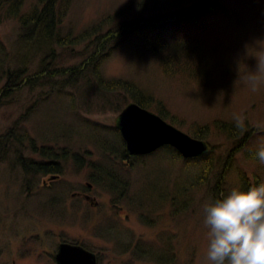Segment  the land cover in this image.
<instances>
[{"label":"rangeland","instance_id":"rangeland-1","mask_svg":"<svg viewBox=\"0 0 264 264\" xmlns=\"http://www.w3.org/2000/svg\"><path fill=\"white\" fill-rule=\"evenodd\" d=\"M133 1L71 0L56 26L61 35H67L61 44L51 27H28L22 32L17 20L0 19V89L7 83L8 69L27 67L33 74L41 63L46 67L36 80L40 85L21 84L6 95L0 94V136L17 123V131L25 140V154L35 161L45 158L30 150L31 139L38 148L51 146L55 152L68 149L63 157L51 152L54 159L58 156L59 178L50 188L56 196L43 185L37 188L45 176L38 175L29 182L15 155L0 159V264H52L49 258L64 240L95 251L99 264H209L204 208L216 200L211 190L215 167H211L207 182L200 185L195 181L199 170L186 169L182 159L170 157L165 150L144 158L143 164L133 169L107 162L96 141L108 140L120 146L119 139L97 137L102 129L107 131L115 125L120 111L132 100L130 95L119 88L111 89L115 94L93 90L86 83L69 86L63 73L52 74L51 80L59 85L64 82L61 89L46 83L47 71L58 73L75 66L87 53L86 42L69 44V35L80 34L108 17L114 19L100 26L104 31L116 27L117 22L143 16L129 5ZM36 2L25 0L22 12L31 10ZM150 32L152 37L162 34L170 39L181 34L205 38L212 50L213 67L206 88L185 74H165L159 58L145 46L142 33L125 38L103 60V78L134 83L150 99V110L157 113V109H164V119L187 133L199 126L211 128L205 140L214 149L213 161L218 168L225 164L235 142L216 132L213 122H235L234 117H245L247 129H256L244 144L251 156L244 151L234 154L225 187L242 188L240 172L245 173L250 187L257 179V185L264 183V164L255 155L264 147V83L254 92L244 80L264 58V0H221L215 9L194 20ZM53 48V56L46 55ZM120 100L124 102L118 103ZM240 133H245L244 129ZM73 152L82 156L78 162L72 159ZM91 161L115 167L119 172V177H113L115 191L104 185L103 178L97 183L90 178ZM123 180L128 181L126 187ZM88 182L99 201L96 207L74 195ZM116 227L118 237L107 233ZM122 242L131 247L139 243L141 247L137 245L131 255L122 252Z\"/></svg>","mask_w":264,"mask_h":264},{"label":"trees","instance_id":"trees-1","mask_svg":"<svg viewBox=\"0 0 264 264\" xmlns=\"http://www.w3.org/2000/svg\"><path fill=\"white\" fill-rule=\"evenodd\" d=\"M71 0H38L31 10L22 12V7L25 3V0H0V19L12 18L19 22L22 32L28 27L37 29L38 27L47 30L48 27H51L52 30L57 32V42L61 44L64 39L60 36L59 29L57 25L62 20V15L65 13L68 4L70 5ZM221 0H134L129 4L138 16L134 20L120 23H115L116 27H110V29L104 31L100 26L107 21L113 20L114 17H108L101 24L94 25L88 30L83 31L77 35H69L68 43H73L72 45L80 44L81 42H86L85 49L87 53H83V60L71 67L65 69H60L58 73L55 71H47L48 81L52 87L56 86L58 89H61L68 82L69 86H81L86 83V86L92 88L93 90H100L101 92L114 93L111 91L113 88L122 89L125 93L129 94L131 99L138 102L144 107L151 108L150 99L145 98V93L142 90L138 89L134 83L123 80V79H104L101 71L102 62L105 58L110 56L116 48H118L125 38L135 33H142L143 41L145 46L150 49L157 58H159V64L162 65L163 72L167 75L174 76L176 74H185L190 80H193L199 87L206 88L211 79L212 71V50L207 47V41L203 37L199 36H189L187 34H181L173 38H166L162 34H158L155 37L151 36V32L154 28H164L166 26L175 25L177 23L191 21L197 17L204 15L213 9H215ZM16 8L14 13L8 12L9 9ZM59 8V10L57 9ZM56 9L59 11V16H56ZM153 15L149 13H153ZM146 14V15H145ZM120 18V17H119ZM108 24L110 22H107ZM113 24V23H112ZM111 24V25H112ZM22 36V35H21ZM53 49L51 52H48L46 55L53 56ZM52 59V58H51ZM45 60V59H44ZM42 60V62L44 61ZM41 67L38 72L29 74L27 67H19L15 69H8L7 73V83L0 89V94L6 95L8 91L19 88L21 84H30L34 86L36 80L42 76L40 72L46 67ZM63 73L65 76V81L59 85L57 81L52 82L54 78L52 74L58 75ZM40 85L37 83L36 86ZM32 86V87H33ZM127 88L128 90H125ZM55 89V88H54ZM123 103V100H120V103ZM35 103V102H34ZM162 117L167 119V115L164 114V109H157ZM17 123L13 127L9 128L4 134L0 136V159H9L10 156L15 155L16 162L21 164L25 168L26 172L31 171L29 174L32 177H35L38 173L45 174L49 172L50 163L48 161H35L32 157H29L25 154V149H23V142L25 141L17 131ZM216 128V132L226 136L229 140H234L235 145L229 150L225 164L218 168L215 165V158L211 147V150L202 157L193 158V159H182L181 156L171 147L166 146L162 150L169 151L171 153L170 157L179 159L184 162L185 168L189 170H199L197 175H195V181L200 185H204L211 174V167L214 166L216 171H214L213 176H215L213 187L211 190L214 191L213 196L217 199L226 195L230 190L229 187H225L226 184V173L231 164L234 154L239 151H244L247 155L249 150L244 145L246 139L249 138L250 134H254L256 129L246 127L244 124L245 133L241 134L240 129L236 127V122L220 121L215 120L213 122V128ZM107 131L101 130L100 137L97 139H102L107 136H115L119 139L120 146H116L108 140H102L96 144L99 145L100 150L104 153L103 157L108 158L109 160L118 158L119 160H124L125 145L121 138L119 131L115 127H108ZM211 128L208 126H199L189 130V133L197 138L205 139L211 132ZM106 133V134H105ZM108 133V134H107ZM98 136V135H97ZM244 146V147H243ZM28 147L33 153H39L45 159H54L52 153H55L58 156H65L68 154V149H61L60 152H55L54 149L50 146L37 147L33 139L28 143ZM108 151V152H107ZM52 152V153H51ZM105 152H107L105 154ZM115 154L116 157H112V154ZM122 153L121 155L119 154ZM78 152H73L71 155L72 159L75 162H78L81 155ZM56 156L55 159L58 158ZM124 156V157H123ZM251 156V155H250ZM13 157V156H12ZM139 157H132L131 162L126 163L129 167H135L138 163L136 162ZM230 162V163H229ZM214 163V164H213ZM122 166L124 164H121ZM88 168L91 170L90 178L96 183L100 182L103 178L106 183L104 185L109 187L111 190L115 191V184L113 183V177L115 176L114 172L111 171L107 166L101 165L91 161L88 164ZM99 171L101 174H98ZM239 182L242 185L241 190H247L250 187L249 180L247 179L244 172L238 174ZM102 184V183H101ZM254 184V183H253ZM258 184V179L255 182V185ZM123 188V187H122Z\"/></svg>","mask_w":264,"mask_h":264},{"label":"clouds","instance_id":"clouds-1","mask_svg":"<svg viewBox=\"0 0 264 264\" xmlns=\"http://www.w3.org/2000/svg\"><path fill=\"white\" fill-rule=\"evenodd\" d=\"M244 80L252 91H257L264 83V58ZM234 119L236 127L243 130L245 117ZM255 155L264 164V147ZM204 213L209 264H264V183L247 190L233 188L205 206Z\"/></svg>","mask_w":264,"mask_h":264},{"label":"water","instance_id":"water-1","mask_svg":"<svg viewBox=\"0 0 264 264\" xmlns=\"http://www.w3.org/2000/svg\"><path fill=\"white\" fill-rule=\"evenodd\" d=\"M117 126L123 136L128 154H150L170 145L184 158L204 155L209 144L168 123L158 114L136 102L129 103L119 114ZM93 200L94 197L87 196ZM58 264H97L96 255L81 245L62 243L57 253Z\"/></svg>","mask_w":264,"mask_h":264},{"label":"flooded vegetation","instance_id":"flooded-vegetation-1","mask_svg":"<svg viewBox=\"0 0 264 264\" xmlns=\"http://www.w3.org/2000/svg\"><path fill=\"white\" fill-rule=\"evenodd\" d=\"M48 162L50 163V168H49L50 170H49L48 173H45L43 175L45 177H43V179H42V182H41L42 184H37L36 186H37V188H40L41 187L40 185H43L44 188H46V189L49 188L48 190L50 191L51 195H55L56 196V192H53L50 188H51V182L56 181V179H58L59 177L51 178V179H50V177L53 176V175L59 174V167L57 166L58 163H57V161L55 159H50ZM92 189H93V184L88 182V183H86V185H85V187L83 189L75 191L74 195H75V197H77L79 199H84V200L88 201L87 198H86L87 195H89V194L90 195H94L92 193ZM93 202L96 203V201H93ZM98 205H99V202L96 205H92V206L96 207ZM117 230L118 229L116 227V229H114V232H112V233L107 232V233H109V235H114V237H118L116 235V233H115ZM125 235L127 236V232L126 231H125ZM63 242H68V241L64 240ZM61 243H59V245H57L56 250L51 254V258H49V259H51V263L52 264H58L57 259H56V254L58 252V249H59V246H60ZM74 243L81 244L79 242H74ZM122 244H123L122 252L129 253L131 255L136 253L137 245H138V247H141V245L139 243L137 245H134L133 247L128 246L127 242H122ZM84 247L88 248L87 246H84ZM88 249L92 250L90 248H88ZM167 250H169V249L167 248ZM95 254H96V257L98 259V254L96 252H95ZM167 260L169 262V259H167ZM98 262H99V259H98ZM170 262H171V260H170Z\"/></svg>","mask_w":264,"mask_h":264}]
</instances>
